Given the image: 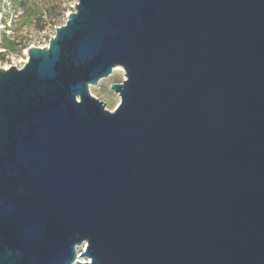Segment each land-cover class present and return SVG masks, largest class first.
<instances>
[{
  "label": "water",
  "instance_id": "1",
  "mask_svg": "<svg viewBox=\"0 0 264 264\" xmlns=\"http://www.w3.org/2000/svg\"><path fill=\"white\" fill-rule=\"evenodd\" d=\"M27 54L0 68V264H264V0H77Z\"/></svg>",
  "mask_w": 264,
  "mask_h": 264
},
{
  "label": "rangeland",
  "instance_id": "2",
  "mask_svg": "<svg viewBox=\"0 0 264 264\" xmlns=\"http://www.w3.org/2000/svg\"><path fill=\"white\" fill-rule=\"evenodd\" d=\"M77 0H0V68L20 65L28 48L45 47L55 34V28L64 24L68 11H73ZM72 5V6H71ZM101 79L90 86L95 98L112 110L118 103V94L110 89L113 83L124 79L120 73ZM120 98V97H119Z\"/></svg>",
  "mask_w": 264,
  "mask_h": 264
},
{
  "label": "bare ground",
  "instance_id": "3",
  "mask_svg": "<svg viewBox=\"0 0 264 264\" xmlns=\"http://www.w3.org/2000/svg\"><path fill=\"white\" fill-rule=\"evenodd\" d=\"M75 5V4H74ZM72 6V5H71ZM73 8V7H72ZM70 13V11H68V14ZM67 14V15H68ZM67 15H66V17H67ZM0 20H1V16H0ZM1 24V23H0ZM48 45V44H47ZM47 45L45 46V47H47ZM39 48H43V47H39ZM24 58L20 61V65H15V67H17V68H22L26 63H27V61H28V59H29V56H28V54H27V50H25L24 51ZM11 67H13V66H11ZM9 67L7 66V65H5L4 66V68L3 69H8ZM118 74V73H120L121 74V76H122V78L123 79H125V73H124V71H123V69L122 68H120V67H116V68H114L113 70H112V76L110 77V78H112L115 74ZM90 90V93H91V95L93 96V94H92V91H91V89H89ZM120 96H118V103H117V105H115V107L112 109V110H110V111H113L118 105H119V103H120V98H119ZM81 263H83L82 262V260H79ZM85 263H89V262H87V260L85 261Z\"/></svg>",
  "mask_w": 264,
  "mask_h": 264
},
{
  "label": "built area",
  "instance_id": "4",
  "mask_svg": "<svg viewBox=\"0 0 264 264\" xmlns=\"http://www.w3.org/2000/svg\"><path fill=\"white\" fill-rule=\"evenodd\" d=\"M84 248H85V245H82V246L76 248L77 259L82 260V262H84V263H85V261L87 260V262L90 263L89 259H87V258L80 259V253H81L82 251H84Z\"/></svg>",
  "mask_w": 264,
  "mask_h": 264
}]
</instances>
